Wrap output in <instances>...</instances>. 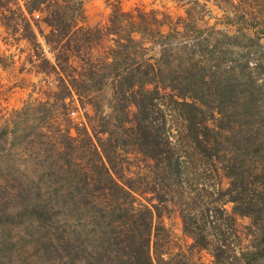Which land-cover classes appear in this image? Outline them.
<instances>
[{
    "label": "trees",
    "instance_id": "1",
    "mask_svg": "<svg viewBox=\"0 0 264 264\" xmlns=\"http://www.w3.org/2000/svg\"><path fill=\"white\" fill-rule=\"evenodd\" d=\"M85 1L0 0L4 26L31 44L30 70L53 78L40 103L46 120L60 110L55 141L28 108L0 124V264H192L168 247L162 217L172 206L190 250L212 264H264L260 63L224 64L228 51L196 15L117 4L104 29L85 24ZM110 34L108 58L94 59L93 43ZM75 98L81 120L63 127ZM15 145L32 157L30 172L11 158ZM133 157L141 169L129 173Z\"/></svg>",
    "mask_w": 264,
    "mask_h": 264
},
{
    "label": "rangeland",
    "instance_id": "2",
    "mask_svg": "<svg viewBox=\"0 0 264 264\" xmlns=\"http://www.w3.org/2000/svg\"><path fill=\"white\" fill-rule=\"evenodd\" d=\"M195 1L197 0H86L84 5L85 24L90 27L100 26L105 29L107 24L110 23L114 7L117 4L124 11L137 13L138 9H141L151 15L154 13L159 17L171 15L174 20L178 16L196 15L197 22L206 28L205 35L210 36L209 41L216 42V39L219 38L221 40L220 47L228 51L224 64L227 66L233 65V63L241 64L245 61L244 59L250 57L253 62L252 65H256V62L260 63L258 71L262 81L264 79V38L262 37L264 36H261L260 39H258V36L250 39L247 35L246 37L241 35L242 37L240 36L238 40L234 37L229 40L223 36V32L228 31L235 36L240 31L252 34L258 32L264 35V0H198L199 5H196L197 2ZM188 8H191L190 14ZM240 11H245L246 15H242ZM113 37L114 35L111 34L105 35L101 40L93 43L91 53L94 59L98 57L103 60L108 58L109 48L114 43ZM137 37L141 38V35ZM147 45H150V43L147 42ZM160 49L161 46L157 45L148 53H159ZM30 52L31 44L22 38L19 32L12 33L0 19V55L6 58L5 61L1 60L2 63H0V124L6 117L14 114L15 111L28 108L30 115H35L37 117L36 121L42 123L43 131H50L49 137L52 138L53 136L51 140L55 141L58 140V134L56 129L54 131L53 129L59 124L60 110L55 108L49 120H46L45 111L40 105L48 97V90L53 88V78L50 77L51 82H49L43 73L30 70V62L28 61ZM103 94V108L105 111H109L107 100L111 97V88H106ZM68 102L71 109L67 114V119H69L61 120L63 127H66V124L73 126L79 123L82 117L81 112L72 113L71 111L81 102L76 98L68 100ZM85 104L88 106L85 113L87 118L88 114L92 113V105L88 102H85ZM134 109L132 107V110ZM72 133H76L73 128ZM10 156L12 159L17 160L18 166L20 165L24 173L30 172L33 159L23 146L15 145ZM137 162L135 159L131 162L129 173L141 169L137 166ZM222 184L226 186L228 180L223 178ZM145 201L147 200L144 196L139 195V202ZM227 206L231 209V204ZM162 221L170 230L168 247L171 251L185 250L192 264H212V257L208 252L190 250L189 246L192 238L183 232L182 218L176 207L172 206V208L167 209ZM248 224L249 221L246 218H238L237 227L245 239L244 243L249 241V236H246L249 230Z\"/></svg>",
    "mask_w": 264,
    "mask_h": 264
},
{
    "label": "built area",
    "instance_id": "3",
    "mask_svg": "<svg viewBox=\"0 0 264 264\" xmlns=\"http://www.w3.org/2000/svg\"><path fill=\"white\" fill-rule=\"evenodd\" d=\"M37 16H39V15H37ZM72 113H76V111H73Z\"/></svg>",
    "mask_w": 264,
    "mask_h": 264
},
{
    "label": "crops",
    "instance_id": "4",
    "mask_svg": "<svg viewBox=\"0 0 264 264\" xmlns=\"http://www.w3.org/2000/svg\"><path fill=\"white\" fill-rule=\"evenodd\" d=\"M136 5V4H135ZM139 6V5H138Z\"/></svg>",
    "mask_w": 264,
    "mask_h": 264
}]
</instances>
